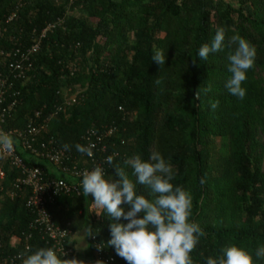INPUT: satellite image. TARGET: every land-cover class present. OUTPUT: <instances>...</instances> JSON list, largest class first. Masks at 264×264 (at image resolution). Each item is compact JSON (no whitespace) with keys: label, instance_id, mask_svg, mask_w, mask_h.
Listing matches in <instances>:
<instances>
[{"label":"trees","instance_id":"1","mask_svg":"<svg viewBox=\"0 0 264 264\" xmlns=\"http://www.w3.org/2000/svg\"><path fill=\"white\" fill-rule=\"evenodd\" d=\"M16 8L17 17L5 25L0 47L11 50L13 38L28 45L34 30L58 17L66 27L43 40L29 79L18 83L23 102L0 127L24 129L29 116L42 111L39 121L50 118L43 138L53 137L61 148L72 145L68 164L79 167L86 165L87 156L75 145L88 146L99 134L106 151H95L96 160L113 156V165H104L108 180L119 179L113 167L119 165L135 182L124 161L134 154L147 161L152 152H160L173 167L174 186L191 193L190 219L204 232L190 254L193 264L219 258L231 244L249 251L254 264H264L254 255L264 246V0H0V21ZM217 26L225 29L224 50L203 61L199 48L211 42ZM234 34L256 50L243 100L225 86L231 75L228 39ZM154 49L167 57L163 66L152 61ZM72 62L77 65L73 75L68 69ZM207 84L211 91L205 93ZM72 96L78 97L76 102ZM217 100L219 107L212 110L210 103ZM59 105L65 112L54 114ZM11 140L27 164L68 183L73 179L82 191L83 177L72 178L24 151L15 136ZM5 170L0 180L5 252L30 254L28 249L52 247L41 233L30 230L34 214L25 206L27 190L14 199L7 196L18 171L9 164ZM137 194L152 199L143 185L137 184ZM47 208L55 223L69 230L70 245L71 236L90 225L113 252V264H127L107 243L110 224L117 221L98 215L91 196L60 195ZM118 222L128 223L123 218Z\"/></svg>","mask_w":264,"mask_h":264},{"label":"clouds","instance_id":"2","mask_svg":"<svg viewBox=\"0 0 264 264\" xmlns=\"http://www.w3.org/2000/svg\"><path fill=\"white\" fill-rule=\"evenodd\" d=\"M228 46L231 49L228 54L231 75L225 86L232 96L243 100L246 96L243 85L248 71L254 67L256 50L239 34L228 39ZM224 47L225 29L217 26L211 42L199 48L198 56L206 61L210 54L221 52ZM166 58L163 50L154 49L152 61L163 66ZM193 63L196 61L193 60ZM210 91L211 85L207 84L204 92ZM218 107V100L210 103L212 110ZM0 146L11 150L12 140L6 135L0 136ZM62 148L70 151L72 145L65 143ZM75 148L81 154L93 156L92 144H76ZM106 163L113 165V156H108ZM124 164L131 167L135 182L119 165L113 166L118 180L105 179L103 168L96 166L91 171H85L81 181L82 195L92 197L93 205L100 210L97 214L106 213L117 221L110 224L108 245L114 247L116 254L127 264H193L190 254L204 232L198 223L190 219L193 206L191 193L171 182L175 176L172 165L158 151L152 152L147 161L134 154ZM200 183H205L204 178ZM137 184L143 185L152 199L137 194ZM122 205L129 206V210L125 211ZM121 218L128 223H119ZM85 233L87 236L94 235L90 225H87ZM27 252L30 254H20L22 264H83L76 259H61L52 247H39L35 251L28 249ZM254 255L256 259H264V246L258 247ZM206 264H254V259L249 251L231 244L222 249L219 258H206Z\"/></svg>","mask_w":264,"mask_h":264},{"label":"built area","instance_id":"3","mask_svg":"<svg viewBox=\"0 0 264 264\" xmlns=\"http://www.w3.org/2000/svg\"><path fill=\"white\" fill-rule=\"evenodd\" d=\"M18 10L16 8L3 21H0V38L6 32L7 28L5 25L10 24L17 17ZM65 27V19L58 17L40 31L34 30L28 45L23 42L22 38H13L11 50L0 47V124L10 118L18 105L23 102V94L18 88V83H24L29 79L30 72L34 66L33 57L40 51L43 40L49 33L59 28L65 29ZM68 69L71 75L75 74L76 63H70ZM70 98L72 102H76L78 99L77 96ZM63 107L62 105L55 107L56 111L54 114L60 111L65 112L66 109ZM41 115L42 111H38L34 116H29V122L24 129L5 131L0 127V134L8 136L10 139L11 136H15L24 151L35 157L48 160L56 167H60L64 172L70 173L72 178L73 176L81 178L85 171H91L96 166H100L104 170L106 158L104 161L96 160V154L94 153L95 151L99 153L106 151L105 147H100L103 136L98 134L95 137V141L89 143L94 145L92 149L93 156L88 157L85 155L87 156V161H84L86 165L82 167L69 165L68 161L71 157L68 152L61 148L53 137L43 138L50 118L47 117L39 121ZM6 164L11 165L18 171V176L12 182L10 189L6 191L7 196L14 199L22 191L27 190L25 191L28 193L25 206L34 214L30 230L41 233L42 237L52 245V248L61 258L81 261L74 248L68 243L69 230L58 226L47 208L48 204L55 202L60 195H81L82 191L79 186L73 184V179L68 183L64 179L48 176L47 170L43 167L27 164L24 157L18 153L14 143H12L11 150L0 146V180L6 177ZM1 197L0 195V199ZM31 233L26 236L27 239L31 238ZM15 242L18 243L17 240ZM91 245L96 264L98 261L102 262V264H113L115 262L113 252L109 251L105 243L99 241L95 235L91 237ZM20 259V254L6 253L5 245L0 241V264H19L18 261Z\"/></svg>","mask_w":264,"mask_h":264},{"label":"crops","instance_id":"4","mask_svg":"<svg viewBox=\"0 0 264 264\" xmlns=\"http://www.w3.org/2000/svg\"><path fill=\"white\" fill-rule=\"evenodd\" d=\"M0 136H3L0 134ZM48 169L52 172H55V168L47 165ZM71 245L74 247L76 254L79 259L90 264H96L94 260V251L91 245V241H89L88 236L85 233V229L79 231L76 234H73L70 239Z\"/></svg>","mask_w":264,"mask_h":264}]
</instances>
